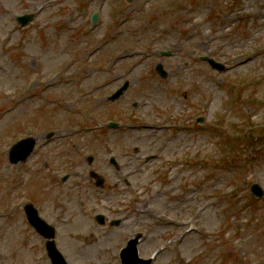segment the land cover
<instances>
[{
  "label": "rangeland",
  "instance_id": "obj_1",
  "mask_svg": "<svg viewBox=\"0 0 264 264\" xmlns=\"http://www.w3.org/2000/svg\"><path fill=\"white\" fill-rule=\"evenodd\" d=\"M127 2L0 0V264H51L29 201L69 264H264V0Z\"/></svg>",
  "mask_w": 264,
  "mask_h": 264
},
{
  "label": "water",
  "instance_id": "obj_2",
  "mask_svg": "<svg viewBox=\"0 0 264 264\" xmlns=\"http://www.w3.org/2000/svg\"><path fill=\"white\" fill-rule=\"evenodd\" d=\"M20 20L23 24H25L31 20V17H23ZM211 63H212V61H211ZM214 66H216V65H214ZM219 68H220V70H222L221 66H219ZM157 70L162 76H166V72L163 70L162 65H159ZM127 87H128V83L121 90H119L114 96H112L111 100H115V99L119 98L122 95V93L124 92V90L127 89ZM34 145H35V141L31 140V139L25 140L22 143H20L12 153L13 160L16 162L19 161L20 159L25 160L27 158V156L30 154V152L32 151ZM98 185H101V183H98ZM252 192L257 197H262L264 194L263 190L260 188L259 185L252 186ZM27 213H28L30 220L33 222L34 219L36 218V215H37L36 211H33L29 207ZM98 220L101 223L104 222L103 217H98ZM117 223L118 222H116L115 224H117ZM47 236H51V235H47ZM136 245H137V242L133 241L129 244L128 248L125 250L124 264H150V261L139 260ZM49 247H50L49 249H50L51 257L53 259V263L54 264H65L62 257L56 251L54 244L50 243Z\"/></svg>",
  "mask_w": 264,
  "mask_h": 264
},
{
  "label": "trees",
  "instance_id": "obj_3",
  "mask_svg": "<svg viewBox=\"0 0 264 264\" xmlns=\"http://www.w3.org/2000/svg\"><path fill=\"white\" fill-rule=\"evenodd\" d=\"M246 142V144H248V145H250V143H252V142H249L248 140L247 141H245Z\"/></svg>",
  "mask_w": 264,
  "mask_h": 264
}]
</instances>
